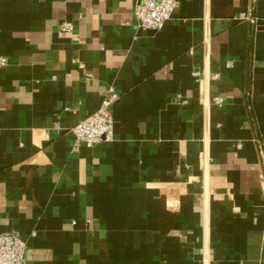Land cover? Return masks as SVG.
<instances>
[{"label":"crops","instance_id":"crops-1","mask_svg":"<svg viewBox=\"0 0 264 264\" xmlns=\"http://www.w3.org/2000/svg\"><path fill=\"white\" fill-rule=\"evenodd\" d=\"M138 1L0 0V233L28 264H264V0L157 31ZM110 92L113 138L75 146Z\"/></svg>","mask_w":264,"mask_h":264},{"label":"built area","instance_id":"built-area-1","mask_svg":"<svg viewBox=\"0 0 264 264\" xmlns=\"http://www.w3.org/2000/svg\"><path fill=\"white\" fill-rule=\"evenodd\" d=\"M175 4V0H139L134 9L135 26L143 30L157 31L171 17ZM239 18H248V15L241 14ZM73 27L70 20H63L59 25L62 31H71ZM0 63H5V59L0 58ZM117 98L116 92L108 93L96 111L72 127L75 146L89 147L113 138L114 118L111 105ZM223 102V97L213 96L206 104L221 105ZM26 250L27 243L18 233H0V264H28Z\"/></svg>","mask_w":264,"mask_h":264}]
</instances>
